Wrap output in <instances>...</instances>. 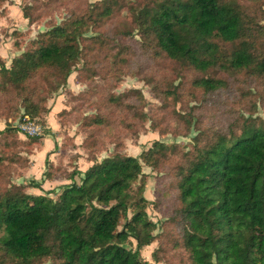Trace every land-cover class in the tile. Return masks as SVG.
Masks as SVG:
<instances>
[{
  "label": "trees",
  "instance_id": "trees-1",
  "mask_svg": "<svg viewBox=\"0 0 264 264\" xmlns=\"http://www.w3.org/2000/svg\"><path fill=\"white\" fill-rule=\"evenodd\" d=\"M122 7L125 34L134 30L139 37L128 54L125 44L113 52L115 38L99 31ZM27 9L22 16L34 23ZM263 19L264 0H97L74 6L38 32L9 65L0 58V264H148L141 249L156 238L151 256L167 264H264V118L254 115L257 101L264 105ZM89 30L95 34L84 37ZM94 49L110 63L142 56L175 72L177 84L162 82L165 71L148 77L159 107L182 122L174 134L196 133L187 150L155 140L137 155L119 146L99 160L88 153L91 163L79 182L80 170L72 169L65 174L71 182L55 198L52 190L29 193L27 187L39 184L16 183L12 174L29 165L41 139L19 138L7 120L17 114L18 100L39 116L81 60L79 81L91 77ZM134 92L128 100L108 92L105 105L112 114L126 113V120L140 119L143 99ZM183 96L194 104L176 110ZM217 107L226 111L218 114L223 122L210 110ZM105 123L101 113L82 120L83 146H95L96 129ZM44 164L50 178L56 164L48 154ZM143 165L160 173L157 199L165 220L158 234L147 217Z\"/></svg>",
  "mask_w": 264,
  "mask_h": 264
},
{
  "label": "rangeland",
  "instance_id": "rangeland-1",
  "mask_svg": "<svg viewBox=\"0 0 264 264\" xmlns=\"http://www.w3.org/2000/svg\"><path fill=\"white\" fill-rule=\"evenodd\" d=\"M40 1H2L0 5V8H3V14L0 15V44L5 46L7 52L12 51L10 44H18L20 46L17 47L19 49L17 54H19L20 51L30 46L31 40L36 38L38 32L46 30L53 22L58 23L74 6L91 5L97 0H53L49 3V6L42 5ZM23 7L28 8L27 10L34 19V23L29 24L27 19L22 16ZM127 15L126 7L118 8L107 24L99 27V31L106 38H115L117 44L114 45L113 52H116L121 44H125L122 53L128 54L138 45L136 40H139V37L135 31L133 30L132 34L126 35L123 29L128 21ZM262 23H264V19ZM13 32H18L19 34L16 35ZM94 34V31L89 30L83 36L89 37ZM26 44L29 45L26 46ZM93 51L97 55H88V63L94 68L91 77L86 78L85 81H79V69L84 67L83 60H81L69 74L66 83L49 95L45 102V110L39 116L34 117L44 129L42 131L43 135H39V138H42L45 143L53 141L54 152H56L53 156L57 168L55 172H58L60 176H65L72 169L77 170L79 167L83 170L91 163L88 157L90 153L95 154V157L99 160L113 151L115 146H119L120 150H124L128 154L137 155L140 150L149 147L153 141L160 140L165 143L176 142L183 145L185 150H187L191 138L196 133L195 129L191 128L186 135L181 133L174 134V132L183 128L182 122L171 115V113H164L163 110L165 109L162 108V110L159 107L161 101L157 97L156 91H154L151 83L152 79L148 77L151 72L156 74L165 71L169 75L165 76L162 82L164 83L171 78L173 83L177 84L179 82L178 75L175 72L173 74L169 73L167 67H163V69L152 67L151 62L146 57L135 56L132 63H130V60L128 63H123L122 61L110 63L109 58L105 57L102 51L98 49ZM8 55L9 53H7V57ZM7 64L9 65V62ZM110 66L115 67L111 68L112 73L108 74ZM155 78L157 77L155 76ZM134 90L139 91L143 99L140 119L132 117L130 120H126V113H118L115 110L112 114V108L106 107L105 101L108 92L121 96L122 100H128L135 93ZM182 98H184L182 103L175 104L176 110L177 108L180 109V107L194 104V101H191L186 105L185 99L190 98V96H183ZM16 106L18 107V112L14 118L7 120L8 125L14 126L20 114L26 112L24 107L20 106L19 100ZM221 109V107H217L210 110H216L218 120L223 122V119L218 114L226 111H220ZM200 110L201 108H199ZM96 113L103 114L106 123L96 129L95 146L85 147L83 142L87 133L81 123L85 117ZM254 115L264 118V105L262 106L258 101ZM1 120L4 122V119ZM53 120L54 123H52ZM141 120H144L143 123L139 122ZM151 121L153 124H157L158 127L153 128ZM46 130L50 135L46 133ZM17 132L19 138L22 139L38 137ZM48 160L53 164L49 158ZM43 165V160L38 151H36L32 160V169L38 172ZM142 170L145 174L146 183L143 195L147 199V217L156 224L154 232L158 234L161 231L160 225L165 220L162 205L157 199L160 173L152 171L146 165H143ZM17 172L20 173L18 169ZM18 173L14 172L12 174V180ZM47 190H44V192ZM50 190L52 192L49 195L53 198L60 192L53 188ZM131 244L133 248L134 241ZM157 246L158 240L156 238L141 249V256L148 264H167L165 260H154L152 258L151 253ZM44 264H49V262L46 261Z\"/></svg>",
  "mask_w": 264,
  "mask_h": 264
},
{
  "label": "crops",
  "instance_id": "crops-1",
  "mask_svg": "<svg viewBox=\"0 0 264 264\" xmlns=\"http://www.w3.org/2000/svg\"><path fill=\"white\" fill-rule=\"evenodd\" d=\"M5 45H8V44H5ZM10 45L12 47V51L7 52L5 46L3 44H0V58L3 59L6 64L9 62L10 58L13 55H16L18 53L17 47H15L13 44H10ZM7 53H9L8 57H7ZM50 115H51V112H50ZM52 123H54V120ZM4 125H5L4 122L0 119V129H2L4 127ZM47 134L50 135L49 133H47ZM46 137H48V136H46ZM36 151H38V154H40V156L43 160V163H44L46 155L48 154V158L50 159V161H52L53 164H56V161L53 158V156L56 154V152H54L53 141L51 140L50 143H45L43 141V139L41 138L40 143L35 145L34 148L32 149V153L30 155H28L29 165L26 168L20 169V173H18L14 177V180H13L14 182L25 184V183L30 182V180H31V181L38 183L39 187H27L26 188L27 192L34 193V194L35 193H43L44 190H47V189L50 190L52 188L55 190H60V187L63 184H67V183L71 182L72 179L67 178L66 176H60V174L58 172H54V174L50 178L46 177L43 173L45 170V164L43 165L42 169L40 171H38L39 174H38L37 170H33L32 169V160H33V156L35 155ZM78 169L80 170L79 176H75V178H74L75 181H77V182H79V178L82 177L83 171L85 170V168L83 170H81L78 167ZM35 172H37V174H35Z\"/></svg>",
  "mask_w": 264,
  "mask_h": 264
},
{
  "label": "built area",
  "instance_id": "built-area-1",
  "mask_svg": "<svg viewBox=\"0 0 264 264\" xmlns=\"http://www.w3.org/2000/svg\"><path fill=\"white\" fill-rule=\"evenodd\" d=\"M14 127H16L19 132L29 136H39L43 131V126L26 112L20 114L19 118L14 123Z\"/></svg>",
  "mask_w": 264,
  "mask_h": 264
}]
</instances>
